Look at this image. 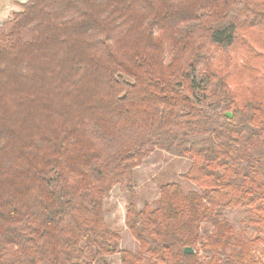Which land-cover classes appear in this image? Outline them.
Listing matches in <instances>:
<instances>
[{
    "label": "clouds",
    "instance_id": "clouds-1",
    "mask_svg": "<svg viewBox=\"0 0 264 264\" xmlns=\"http://www.w3.org/2000/svg\"><path fill=\"white\" fill-rule=\"evenodd\" d=\"M0 264H264V0H0Z\"/></svg>",
    "mask_w": 264,
    "mask_h": 264
}]
</instances>
